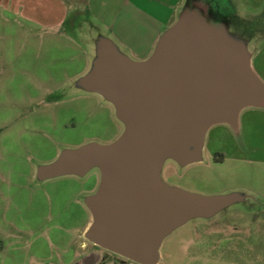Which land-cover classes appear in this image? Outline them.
<instances>
[{
  "label": "rangeland",
  "instance_id": "rangeland-1",
  "mask_svg": "<svg viewBox=\"0 0 264 264\" xmlns=\"http://www.w3.org/2000/svg\"><path fill=\"white\" fill-rule=\"evenodd\" d=\"M163 1L64 0L68 15L52 17L46 0H23L32 22L0 13L7 15V31L0 33V264H71L89 253L120 257L86 239L92 219L85 200L97 190L98 168L81 176L38 175L66 149L121 135L124 124L112 103L86 86L100 52L145 60L184 12L208 28L225 26L226 39L248 50L264 41V0H176L172 14L164 13ZM164 15L171 18L164 22ZM59 18L63 25L50 27ZM239 149L238 130L219 125L205 132L197 161L164 160L166 184L238 199L173 229L156 264H264V195L243 187L246 177L233 157ZM221 154L224 162H215Z\"/></svg>",
  "mask_w": 264,
  "mask_h": 264
},
{
  "label": "water",
  "instance_id": "water-1",
  "mask_svg": "<svg viewBox=\"0 0 264 264\" xmlns=\"http://www.w3.org/2000/svg\"><path fill=\"white\" fill-rule=\"evenodd\" d=\"M224 28H208L184 12L145 60L110 49L99 53L86 86L112 103L124 124L121 135L66 149L38 169L46 179L98 168L100 184L85 200L92 244L136 264H156L159 245L173 229L238 199L190 193L160 177L166 158L180 165L197 161L207 129L234 126L239 110L255 101L259 83L248 54L226 39Z\"/></svg>",
  "mask_w": 264,
  "mask_h": 264
},
{
  "label": "crops",
  "instance_id": "crops-1",
  "mask_svg": "<svg viewBox=\"0 0 264 264\" xmlns=\"http://www.w3.org/2000/svg\"><path fill=\"white\" fill-rule=\"evenodd\" d=\"M88 1L91 2V0ZM46 2L48 14H51L48 16L68 15L69 10L64 6V0H46ZM174 4H177L176 0H164L160 6L161 8L163 7L164 13H168L169 11V14H172V9L170 10L169 7ZM24 5L25 3L23 0H0V13L8 11L11 13H20V18L32 22L35 18L31 15H27L29 10L26 9ZM32 15L35 14L32 13ZM6 16L7 15H0V33L7 31ZM169 18H171L170 15H164V22H167ZM63 22V18H59L56 22L52 21L50 27L63 25ZM12 26L14 30H19L16 23L12 24ZM243 46L248 54L250 67L258 80L259 88L254 103L242 107L237 114L236 124L231 126L232 129L238 130L240 133L242 146V150L239 149L237 156L233 157L239 162L240 176L244 175L246 177L245 181H243V187L249 190L252 189L256 192L258 191L257 193L264 195V41L250 50L246 48V45ZM219 125L228 126L229 124L217 123L210 126L208 129ZM221 157L220 160H216L215 158L214 161L217 163L224 162L226 158L225 155L221 154ZM246 169L249 171H246ZM251 173L255 175L253 180H249L248 178ZM257 177L258 179L261 178L259 179L260 181L257 180ZM259 187H261L260 190ZM125 260L126 259L122 257H118L117 259V257L111 258L107 255L103 256L97 253H89L73 261L71 264H129L125 262Z\"/></svg>",
  "mask_w": 264,
  "mask_h": 264
},
{
  "label": "flooded vegetation",
  "instance_id": "flooded-vegetation-1",
  "mask_svg": "<svg viewBox=\"0 0 264 264\" xmlns=\"http://www.w3.org/2000/svg\"><path fill=\"white\" fill-rule=\"evenodd\" d=\"M161 177V176H160ZM162 179V178H161ZM163 181V180H162ZM99 184H100V174H99V181H98V185H97V188H98V186H99ZM94 245V244H93ZM95 247H98V246H96V245H94ZM105 250V249H104Z\"/></svg>",
  "mask_w": 264,
  "mask_h": 264
}]
</instances>
